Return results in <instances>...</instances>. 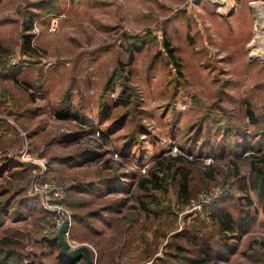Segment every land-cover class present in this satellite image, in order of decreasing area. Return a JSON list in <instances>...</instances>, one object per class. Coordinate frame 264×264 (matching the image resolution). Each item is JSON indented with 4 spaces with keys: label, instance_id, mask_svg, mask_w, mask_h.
Wrapping results in <instances>:
<instances>
[{
    "label": "rangeland",
    "instance_id": "rangeland-1",
    "mask_svg": "<svg viewBox=\"0 0 264 264\" xmlns=\"http://www.w3.org/2000/svg\"><path fill=\"white\" fill-rule=\"evenodd\" d=\"M260 18L264 0H0V264H86L60 256L63 224L90 264H264Z\"/></svg>",
    "mask_w": 264,
    "mask_h": 264
},
{
    "label": "trees",
    "instance_id": "trees-1",
    "mask_svg": "<svg viewBox=\"0 0 264 264\" xmlns=\"http://www.w3.org/2000/svg\"><path fill=\"white\" fill-rule=\"evenodd\" d=\"M31 26H24L25 32H30ZM32 42L31 36L27 34L26 36H23V44L25 49H30V44ZM166 47L167 52L169 53L170 57H173L172 50L168 49V44H164ZM133 59L132 56H130L129 60L131 61ZM161 165V163L159 164ZM157 174V172H156ZM156 174H151L153 178H156ZM187 179L186 175H183L182 183H180V191L186 192L187 190ZM145 184L149 183L150 181L145 180ZM143 182V186L145 185ZM250 187L257 191L260 195L264 197V155L260 157H252V160L250 162V181H249ZM264 209V204H263ZM218 223L220 225V228L222 231L227 232L232 230V219L228 214H224V216L220 217L218 220ZM204 251V250H200Z\"/></svg>",
    "mask_w": 264,
    "mask_h": 264
},
{
    "label": "water",
    "instance_id": "water-1",
    "mask_svg": "<svg viewBox=\"0 0 264 264\" xmlns=\"http://www.w3.org/2000/svg\"><path fill=\"white\" fill-rule=\"evenodd\" d=\"M66 229H67V224H63L59 232L53 238V241H57L60 245V256L62 258H66V259L74 260V261L80 258H83L86 261V264H90L89 251L85 247H81L70 253H66L68 246L63 238V235L66 232Z\"/></svg>",
    "mask_w": 264,
    "mask_h": 264
},
{
    "label": "bare ground",
    "instance_id": "bare-ground-1",
    "mask_svg": "<svg viewBox=\"0 0 264 264\" xmlns=\"http://www.w3.org/2000/svg\"><path fill=\"white\" fill-rule=\"evenodd\" d=\"M260 6V5H259ZM251 7L252 9L256 10L255 8H257V3L253 2L251 3ZM260 14V13H259ZM262 14H260L261 16ZM258 28H259V32L261 33V41L260 43L258 42V45H263L264 44V20H261L260 18V21L258 23ZM259 36V35H258ZM260 40V39H259Z\"/></svg>",
    "mask_w": 264,
    "mask_h": 264
},
{
    "label": "built area",
    "instance_id": "built-area-1",
    "mask_svg": "<svg viewBox=\"0 0 264 264\" xmlns=\"http://www.w3.org/2000/svg\"><path fill=\"white\" fill-rule=\"evenodd\" d=\"M57 26H58V19H51L50 22L48 23V26H47V31L48 33H53L56 31L57 29ZM34 29L37 31L36 29V25H34Z\"/></svg>",
    "mask_w": 264,
    "mask_h": 264
}]
</instances>
